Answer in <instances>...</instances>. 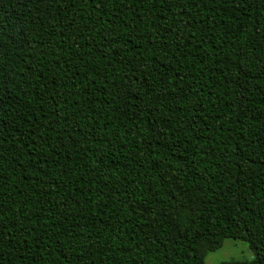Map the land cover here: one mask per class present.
I'll use <instances>...</instances> for the list:
<instances>
[{"label": "trees", "instance_id": "1", "mask_svg": "<svg viewBox=\"0 0 264 264\" xmlns=\"http://www.w3.org/2000/svg\"><path fill=\"white\" fill-rule=\"evenodd\" d=\"M264 264V0H0V264Z\"/></svg>", "mask_w": 264, "mask_h": 264}, {"label": "rangeland", "instance_id": "2", "mask_svg": "<svg viewBox=\"0 0 264 264\" xmlns=\"http://www.w3.org/2000/svg\"><path fill=\"white\" fill-rule=\"evenodd\" d=\"M252 254L248 245L239 240L226 239L221 248L208 252L204 259V264H219L224 261H244L251 260Z\"/></svg>", "mask_w": 264, "mask_h": 264}]
</instances>
